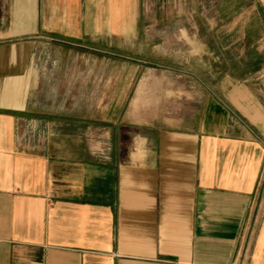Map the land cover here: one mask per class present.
<instances>
[{"label":"crops","instance_id":"0c3cea01","mask_svg":"<svg viewBox=\"0 0 264 264\" xmlns=\"http://www.w3.org/2000/svg\"><path fill=\"white\" fill-rule=\"evenodd\" d=\"M232 3L261 23L233 24L247 37L222 49L264 45L250 36L264 31V0ZM141 10L142 0H0V264H264L257 67L225 70L220 85L211 66L191 65L147 69L136 87L126 76L123 91L115 73L102 88L79 83L95 77L74 69L85 50L136 55Z\"/></svg>","mask_w":264,"mask_h":264},{"label":"rangeland","instance_id":"374dc122","mask_svg":"<svg viewBox=\"0 0 264 264\" xmlns=\"http://www.w3.org/2000/svg\"><path fill=\"white\" fill-rule=\"evenodd\" d=\"M228 2L230 4L226 10H221L220 0H196L195 8L193 7L192 10L191 7L189 10L188 0H182L181 10H172L171 6L163 9L155 1L142 0L140 17L142 31L138 41L139 47L134 51L136 55H126L125 50L119 48L117 52L110 55L103 51L90 53L85 50L86 59L84 62L76 63L74 69L92 71L95 77L90 79L86 76L85 79H79V83L84 87L102 88L108 80V75L115 73L118 91H123L127 85L126 76H129V82L133 78V86L136 87L139 81L136 78L139 79L142 71L147 69L149 72L177 71L179 68L186 70L191 65L201 71L205 66H211L214 76L213 84L220 85L226 82V79L221 78V72L228 70L230 74L243 76L246 69L254 66L258 69V84L264 88V45L252 50L241 46H229L228 51L220 46L223 40L231 45L242 38L243 34L247 37L246 31L232 30L233 24L252 26L255 23L259 26L261 23L259 19L253 20L251 10H235L236 5L232 3L234 0ZM222 23L229 24L227 32L220 31ZM250 36L253 39L263 38L264 31H253ZM141 44L148 46L151 52L153 61L148 65L140 60L142 55L147 54L145 51L147 47L141 49ZM87 54L92 57L89 59ZM158 56L165 58L164 61H157ZM94 97L96 96L91 94L85 96V99L92 103ZM117 97L120 95L118 94Z\"/></svg>","mask_w":264,"mask_h":264}]
</instances>
